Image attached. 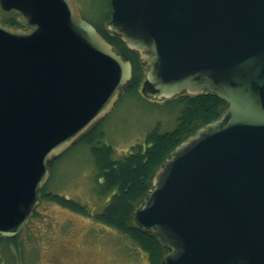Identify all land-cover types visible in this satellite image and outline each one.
Segmentation results:
<instances>
[{
	"label": "water",
	"instance_id": "1",
	"mask_svg": "<svg viewBox=\"0 0 264 264\" xmlns=\"http://www.w3.org/2000/svg\"><path fill=\"white\" fill-rule=\"evenodd\" d=\"M0 237L40 204L48 164L109 114L132 64L76 0H0ZM106 29L136 52L141 94L210 93L227 107L180 142L133 214L161 264H264V0H110Z\"/></svg>",
	"mask_w": 264,
	"mask_h": 264
},
{
	"label": "rangeland",
	"instance_id": "2",
	"mask_svg": "<svg viewBox=\"0 0 264 264\" xmlns=\"http://www.w3.org/2000/svg\"><path fill=\"white\" fill-rule=\"evenodd\" d=\"M76 1L87 21L105 26L110 19V0ZM141 82L137 93L121 97L99 123L103 135L97 144L110 146L114 160L138 145L144 149L153 130H172L181 113L183 106L177 101L144 98ZM95 172L89 147L74 145L54 162L47 190L86 205L94 215L107 202L95 192ZM14 241L1 244L0 264H150L146 254L113 228L49 200L40 204Z\"/></svg>",
	"mask_w": 264,
	"mask_h": 264
},
{
	"label": "trees",
	"instance_id": "3",
	"mask_svg": "<svg viewBox=\"0 0 264 264\" xmlns=\"http://www.w3.org/2000/svg\"><path fill=\"white\" fill-rule=\"evenodd\" d=\"M0 19L14 27H23L25 24L21 14L14 10L1 11ZM93 25L114 49L126 55L132 64V77L123 96L132 92L137 93L138 85L144 78V70L137 53L127 49L118 36L106 30L103 23ZM170 100L177 101L183 106L175 127L164 133L157 132V129L150 132L146 137L148 145L144 149L138 145L128 155L114 160L110 146L97 144L103 135L99 124L92 126L76 142L75 145L83 144L89 147L97 177L95 192L98 197H107V202L100 212L93 215L86 205L52 193L47 190V186L39 192L41 202L54 201L79 215L92 216L95 221L113 228L125 236L139 251L146 254L150 264H160L166 253L153 231L143 230L135 224L133 214L151 187V179L155 171L175 146L201 126L217 119L226 108L225 102L210 93L193 96L182 94ZM56 160L49 163L50 170ZM36 215L37 212L34 216ZM17 238L18 236L0 237V260L1 244L13 239L16 241Z\"/></svg>",
	"mask_w": 264,
	"mask_h": 264
}]
</instances>
